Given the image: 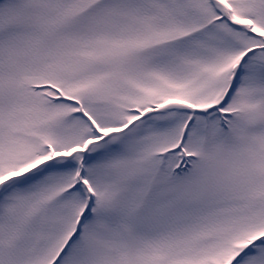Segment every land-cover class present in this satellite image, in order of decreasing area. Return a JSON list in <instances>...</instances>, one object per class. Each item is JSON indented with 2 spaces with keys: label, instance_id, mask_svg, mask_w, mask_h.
<instances>
[{
  "label": "snow or ice",
  "instance_id": "snow-or-ice-1",
  "mask_svg": "<svg viewBox=\"0 0 264 264\" xmlns=\"http://www.w3.org/2000/svg\"><path fill=\"white\" fill-rule=\"evenodd\" d=\"M0 264H264V0H0Z\"/></svg>",
  "mask_w": 264,
  "mask_h": 264
}]
</instances>
